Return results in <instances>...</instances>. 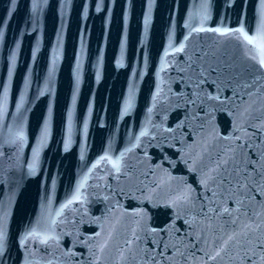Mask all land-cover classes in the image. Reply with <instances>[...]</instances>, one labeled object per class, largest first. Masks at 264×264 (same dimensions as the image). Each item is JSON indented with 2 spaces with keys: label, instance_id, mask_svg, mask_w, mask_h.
<instances>
[{
  "label": "water",
  "instance_id": "obj_1",
  "mask_svg": "<svg viewBox=\"0 0 264 264\" xmlns=\"http://www.w3.org/2000/svg\"><path fill=\"white\" fill-rule=\"evenodd\" d=\"M262 19L264 0H0V264H264L243 237L208 258L233 229L264 241L256 184L237 224L201 214L238 143L264 184V69L235 35L193 31L255 34ZM245 82L252 116L224 99Z\"/></svg>",
  "mask_w": 264,
  "mask_h": 264
},
{
  "label": "snow or ice",
  "instance_id": "obj_2",
  "mask_svg": "<svg viewBox=\"0 0 264 264\" xmlns=\"http://www.w3.org/2000/svg\"><path fill=\"white\" fill-rule=\"evenodd\" d=\"M14 2V0H13ZM205 19H207V10L205 9ZM147 22V21H146ZM205 30H210L218 35L221 36H233L235 35L238 40L244 45H251L252 47L248 49L251 55V59L255 60L259 63L260 67L264 69V19H262V27L259 31H257L255 34H251L250 32H245L243 27L238 28L235 30V33L233 32L232 29H227V28H214V29H205L203 25H201L198 28H194L193 31L199 32V31H205ZM238 33V35H236ZM242 38V39H241ZM176 51H183V45H181L179 48L176 49ZM13 55V59H14ZM202 59V57H201ZM213 72L217 73V80H222L223 75H224V69L221 68L219 71L217 69L213 68ZM216 81H214L215 83ZM240 88V92L234 91L233 92V97H225L224 99H233L237 96H240L239 103L236 105L235 110L239 111L241 108L243 109L242 114H248L252 116V113L255 111L254 105L256 104L255 100L251 99H244L243 96H248L249 98L254 95V93L250 92H245L244 89L251 87L250 84L245 82L242 85H238ZM259 91V89H257ZM210 99L212 97H209ZM217 100H219L221 97L216 96L215 97ZM5 99H6V90H5ZM247 105V107H245ZM130 106V104H129ZM254 120L259 121L261 127H264V120H262L258 116H252ZM250 127L252 125H249ZM143 135V133H142ZM18 139H23L22 134L18 136ZM240 137H236V140H239ZM250 139V138H249ZM252 147L251 144L249 143H243L240 144L238 143L234 148L230 149L232 152V155L223 158V157H218V162L216 164V167L213 168L211 171L214 172V175H209L206 183V187L211 188V186H215L217 191H213V198L211 199L210 202L212 204L211 207L207 209V211L204 210V206H201V214L206 217L207 219L211 220L213 216L215 217H220L223 215H227L229 218H231V223L232 224H237V218H233V212L238 213L240 216H248V206L245 204V200L250 199L249 193L254 194V190L252 188V184H256L257 187L261 189L262 192H264V184H259L257 183V180L250 176L248 174V164L245 163L242 165L240 156L242 152L245 149H250ZM237 149L240 151L238 152ZM106 159V157L104 158ZM112 167L119 172L120 171V160H115L112 161ZM248 163H252L253 165L255 164L254 161H249ZM253 171L255 170L254 168L252 169ZM210 182V184H209ZM83 187V185H81ZM79 191V190H78ZM227 194V195H226ZM231 195H236L237 200L235 201L237 207L235 208H229L227 207V198ZM243 198H240V197ZM78 197H74L73 200H69L68 203L71 204L74 202L75 199ZM216 200H219L223 202L224 206L221 207L216 204ZM67 207V205H65ZM209 213H212L213 216H209ZM245 229H248L250 226L245 225ZM37 236V238L40 239V242L43 244H47L48 241L54 239L55 237L49 233H39V232H34L32 233ZM30 234V235H32ZM3 232L0 231V249L3 247ZM238 237H243V239L247 242V244L252 245L253 243L256 244L257 247L261 248L264 250V241H260L258 238L256 241H253L251 239V233L250 231H237L236 229H233V232L229 235H227L226 239L223 241V246L218 247L215 251V255H210L208 258L215 260L218 257L222 258L221 254L224 253L228 247L229 244L231 243H239ZM139 236H135V240H139ZM133 241L129 240L125 242V250L128 254L131 255V258L135 260L136 258V251L131 247ZM105 245H102L100 248V251L104 250ZM253 252H255V248L252 249ZM161 256H163V252L160 253ZM123 256V253H122ZM245 258L250 262V264H256V261L253 259L252 256L245 254ZM145 264H161L160 261H157L156 256L154 255H149V253H145Z\"/></svg>",
  "mask_w": 264,
  "mask_h": 264
}]
</instances>
